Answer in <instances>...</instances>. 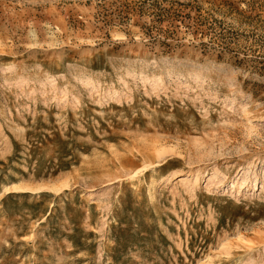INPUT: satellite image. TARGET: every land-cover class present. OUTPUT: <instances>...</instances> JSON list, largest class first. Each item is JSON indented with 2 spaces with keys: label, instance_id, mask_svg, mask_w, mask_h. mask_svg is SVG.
I'll list each match as a JSON object with an SVG mask.
<instances>
[{
  "label": "rangeland",
  "instance_id": "374dc122",
  "mask_svg": "<svg viewBox=\"0 0 264 264\" xmlns=\"http://www.w3.org/2000/svg\"><path fill=\"white\" fill-rule=\"evenodd\" d=\"M0 264H264V0H0Z\"/></svg>",
  "mask_w": 264,
  "mask_h": 264
},
{
  "label": "bare ground",
  "instance_id": "6f19581e",
  "mask_svg": "<svg viewBox=\"0 0 264 264\" xmlns=\"http://www.w3.org/2000/svg\"><path fill=\"white\" fill-rule=\"evenodd\" d=\"M181 173V172H178V174ZM183 173V172H182ZM138 174V173H137Z\"/></svg>",
  "mask_w": 264,
  "mask_h": 264
}]
</instances>
